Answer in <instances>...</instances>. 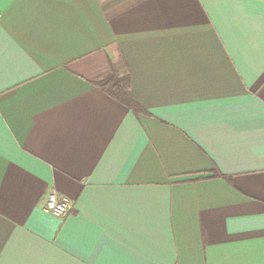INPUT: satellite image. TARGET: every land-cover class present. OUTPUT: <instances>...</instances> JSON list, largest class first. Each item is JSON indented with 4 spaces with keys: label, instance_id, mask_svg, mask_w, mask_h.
Masks as SVG:
<instances>
[{
    "label": "crops",
    "instance_id": "crops-1",
    "mask_svg": "<svg viewBox=\"0 0 264 264\" xmlns=\"http://www.w3.org/2000/svg\"><path fill=\"white\" fill-rule=\"evenodd\" d=\"M0 264H264V0H0Z\"/></svg>",
    "mask_w": 264,
    "mask_h": 264
},
{
    "label": "trees",
    "instance_id": "trees-1",
    "mask_svg": "<svg viewBox=\"0 0 264 264\" xmlns=\"http://www.w3.org/2000/svg\"><path fill=\"white\" fill-rule=\"evenodd\" d=\"M98 85L111 97L117 99L124 105L139 109L134 99L132 90V78L129 72L120 75L113 71L109 76L98 82Z\"/></svg>",
    "mask_w": 264,
    "mask_h": 264
},
{
    "label": "built area",
    "instance_id": "built-area-1",
    "mask_svg": "<svg viewBox=\"0 0 264 264\" xmlns=\"http://www.w3.org/2000/svg\"><path fill=\"white\" fill-rule=\"evenodd\" d=\"M47 212L58 217H65L70 209V201L57 189L51 188L43 207Z\"/></svg>",
    "mask_w": 264,
    "mask_h": 264
},
{
    "label": "snow or ice",
    "instance_id": "snow-or-ice-1",
    "mask_svg": "<svg viewBox=\"0 0 264 264\" xmlns=\"http://www.w3.org/2000/svg\"><path fill=\"white\" fill-rule=\"evenodd\" d=\"M22 176H24L25 174L21 173ZM28 179H32L31 177H27Z\"/></svg>",
    "mask_w": 264,
    "mask_h": 264
}]
</instances>
